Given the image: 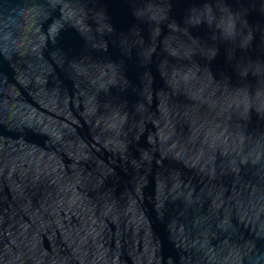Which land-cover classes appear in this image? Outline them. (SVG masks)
I'll return each mask as SVG.
<instances>
[{
    "label": "water",
    "instance_id": "obj_1",
    "mask_svg": "<svg viewBox=\"0 0 264 264\" xmlns=\"http://www.w3.org/2000/svg\"><path fill=\"white\" fill-rule=\"evenodd\" d=\"M0 264H264V0H0Z\"/></svg>",
    "mask_w": 264,
    "mask_h": 264
}]
</instances>
